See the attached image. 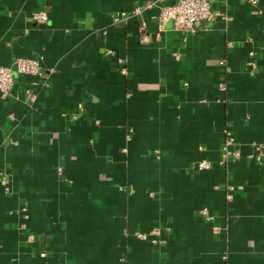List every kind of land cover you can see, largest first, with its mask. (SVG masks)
<instances>
[{"label":"crops","instance_id":"0c3cea01","mask_svg":"<svg viewBox=\"0 0 264 264\" xmlns=\"http://www.w3.org/2000/svg\"><path fill=\"white\" fill-rule=\"evenodd\" d=\"M147 1L0 0V66L43 71L0 95V264H264V0L196 32Z\"/></svg>","mask_w":264,"mask_h":264},{"label":"built area","instance_id":"2783aa9c","mask_svg":"<svg viewBox=\"0 0 264 264\" xmlns=\"http://www.w3.org/2000/svg\"><path fill=\"white\" fill-rule=\"evenodd\" d=\"M250 2L256 4L258 0H250ZM146 10H156V18L158 20L162 22L173 20L176 28L189 32H196L203 24L211 23L218 17L231 21L230 17H224L213 10L211 0H149L144 7L136 8L131 15L122 14L121 17L126 19L129 16H139ZM34 18L38 23H45L48 20V16L45 12L35 14ZM15 73L34 78L32 87L37 88L39 86L38 79H41L43 76L41 61L39 59L18 58L11 66H0V95L2 98H7L12 95L15 86ZM221 90L224 91L225 86H221ZM25 94L28 95L30 103L35 101L34 89H27ZM10 118L12 119L13 116H10ZM228 135L229 140H227L226 146L222 151V164L231 158L239 159L242 157L241 152L232 149L234 138L231 137L230 133H228ZM253 149L254 152L248 154L246 156L247 159L258 165L262 164L264 158V145L255 144ZM209 168H211V164L206 161L198 163L195 167V169L199 171H204ZM4 183L6 184V179H4ZM229 189L228 197L231 199L237 190L232 186ZM202 214L208 221H214V218L210 216L207 209L202 210ZM214 232L219 234L221 228L215 226ZM159 234V230L153 228L149 233L136 232L135 236L143 241H147L151 237V241L155 244L157 240L154 237L159 236Z\"/></svg>","mask_w":264,"mask_h":264}]
</instances>
